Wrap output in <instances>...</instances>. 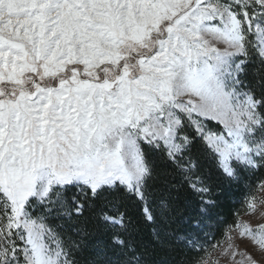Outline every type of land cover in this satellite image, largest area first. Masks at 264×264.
Listing matches in <instances>:
<instances>
[{
    "label": "snow or ice",
    "instance_id": "6c2138e0",
    "mask_svg": "<svg viewBox=\"0 0 264 264\" xmlns=\"http://www.w3.org/2000/svg\"><path fill=\"white\" fill-rule=\"evenodd\" d=\"M251 177L243 216L208 239L221 186ZM254 252L264 0H0V264Z\"/></svg>",
    "mask_w": 264,
    "mask_h": 264
},
{
    "label": "trees",
    "instance_id": "16d2710c",
    "mask_svg": "<svg viewBox=\"0 0 264 264\" xmlns=\"http://www.w3.org/2000/svg\"><path fill=\"white\" fill-rule=\"evenodd\" d=\"M257 182V177H251L248 183L241 185H222L217 195L218 207L213 212V222L204 231L208 238L219 236L232 222V217L243 209L244 198L251 191L250 185Z\"/></svg>",
    "mask_w": 264,
    "mask_h": 264
},
{
    "label": "rangeland",
    "instance_id": "374dc122",
    "mask_svg": "<svg viewBox=\"0 0 264 264\" xmlns=\"http://www.w3.org/2000/svg\"><path fill=\"white\" fill-rule=\"evenodd\" d=\"M242 216H243V209L239 212ZM235 218V215H233V217H232V220ZM244 218L245 219H250L253 223H256L257 222V220H258V217L257 216H254V215H250V216H244ZM211 237H212V235H211ZM216 239H221L222 237H221V234L219 235V236H217V237H215ZM208 239H211V238H208ZM211 242H213V243H215V240H212ZM246 246V242H244V243H241V247L243 248V247H245ZM249 248H250V246H249ZM254 255H255V257L258 259V260H260L261 262H262V264H264V254H260V253H258V252H254ZM221 264H225V261L222 259L221 260Z\"/></svg>",
    "mask_w": 264,
    "mask_h": 264
}]
</instances>
